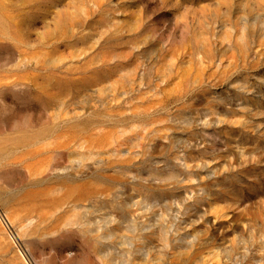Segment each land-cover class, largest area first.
<instances>
[{
  "label": "rangeland",
  "instance_id": "obj_1",
  "mask_svg": "<svg viewBox=\"0 0 264 264\" xmlns=\"http://www.w3.org/2000/svg\"><path fill=\"white\" fill-rule=\"evenodd\" d=\"M0 264H264V0H0Z\"/></svg>",
  "mask_w": 264,
  "mask_h": 264
}]
</instances>
